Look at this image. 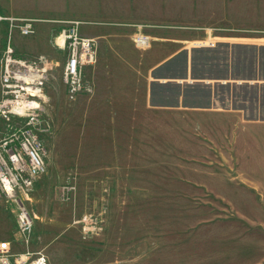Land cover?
I'll list each match as a JSON object with an SVG mask.
<instances>
[{
	"label": "rangeland",
	"instance_id": "obj_1",
	"mask_svg": "<svg viewBox=\"0 0 264 264\" xmlns=\"http://www.w3.org/2000/svg\"><path fill=\"white\" fill-rule=\"evenodd\" d=\"M0 16L6 18L0 22V67L8 44L16 56L27 61L42 56L51 62L45 93L55 98L48 99L43 117L49 130L41 135L48 149L50 174L43 175L46 181L38 188V208L66 205L70 200L63 202L58 195L61 186L70 184L77 190L75 175L62 165L72 167L62 152L67 150L69 132L63 117L76 97H69L62 81L67 54L52 45L66 21H80L83 31L119 30L130 33L134 40L139 30L150 38L184 40L194 47L212 43L213 36L244 39L264 33V0H0ZM8 18H13L12 24ZM29 21H33L34 33L22 36L19 26ZM61 85L66 100L60 98ZM13 124L20 126L21 122L14 119ZM5 133L0 125V137ZM179 143L180 138H173V145ZM150 149L155 150L154 160L156 156L151 178L155 184L145 197L131 194L118 204L96 200V205L87 199L80 214L63 226L68 228L54 232V240L51 230L42 228L39 245L50 264H264V201L239 193L231 179L228 181L232 172L229 175L212 167L216 164V153L209 151L212 148H206L204 154L197 148ZM205 159L208 163L203 164ZM254 162L261 161L256 158ZM207 188H211L209 195ZM212 188L229 200L206 197L214 198ZM88 214L92 215L89 225H99L83 237L82 225L75 222Z\"/></svg>",
	"mask_w": 264,
	"mask_h": 264
},
{
	"label": "crops",
	"instance_id": "obj_2",
	"mask_svg": "<svg viewBox=\"0 0 264 264\" xmlns=\"http://www.w3.org/2000/svg\"><path fill=\"white\" fill-rule=\"evenodd\" d=\"M84 31L81 24L80 34L96 41V64L85 69L92 90L69 102L63 117L69 132L67 150L62 152L72 167L62 165L75 175L77 190L66 205L38 208V188L46 179L42 175L36 180L28 203L34 225L26 246L17 232L16 205L1 200L0 240L9 242L13 253L44 251L39 245L42 228L51 230L54 240V232L66 230L63 226L80 214L87 199L96 205V200L118 204L131 194L145 197L155 184L151 178L156 156L154 160L155 150L150 148H197L199 154L212 148L209 151L216 153L212 167L232 172L228 181L239 193L264 201L263 32L244 39L213 36V46L199 47L149 37V45L141 49L128 32ZM60 89V98L66 100L65 87ZM173 138H180L178 146ZM256 158L261 162H254ZM210 189H205L207 195ZM212 190L214 198L206 197L229 200Z\"/></svg>",
	"mask_w": 264,
	"mask_h": 264
},
{
	"label": "built area",
	"instance_id": "obj_3",
	"mask_svg": "<svg viewBox=\"0 0 264 264\" xmlns=\"http://www.w3.org/2000/svg\"><path fill=\"white\" fill-rule=\"evenodd\" d=\"M0 16V22L5 20ZM11 24L13 18L7 19ZM33 21L19 26L22 36L34 33ZM53 40V45L67 54L62 70V81L70 98L89 94L91 86L85 80V69L96 63V44L93 39L80 34L81 22L66 21ZM10 36L8 37V40ZM138 48H146L150 38L138 30L134 37ZM213 46V43H208ZM51 62L39 57L30 62L16 56L10 45L5 47L0 67V123L6 133L0 137V201L16 205L17 232L23 244L29 243L33 230V217L28 207L36 180L46 173L47 149L41 135L49 130L45 121L48 98L45 84L51 70ZM20 120V126L13 124ZM75 186H61L58 195L63 202L70 200ZM92 215H84L76 224L82 225L83 237L96 225H89ZM0 264H48L42 250L13 253L9 242L0 240Z\"/></svg>",
	"mask_w": 264,
	"mask_h": 264
}]
</instances>
